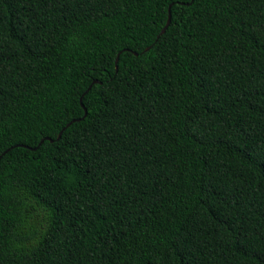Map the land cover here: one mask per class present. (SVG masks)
<instances>
[{
  "label": "trees",
  "instance_id": "1",
  "mask_svg": "<svg viewBox=\"0 0 264 264\" xmlns=\"http://www.w3.org/2000/svg\"><path fill=\"white\" fill-rule=\"evenodd\" d=\"M0 264H264V0H0Z\"/></svg>",
  "mask_w": 264,
  "mask_h": 264
},
{
  "label": "water",
  "instance_id": "2",
  "mask_svg": "<svg viewBox=\"0 0 264 264\" xmlns=\"http://www.w3.org/2000/svg\"><path fill=\"white\" fill-rule=\"evenodd\" d=\"M171 18H172V14H171V8H169V16H168V20H167V23L165 25V27L161 30V33L160 34H163L167 28L169 27L170 25V22H171ZM160 36V35H159ZM148 49V48H147ZM117 61H118V58H117ZM118 68V66H117ZM94 82H97V80H95ZM92 84L89 86L88 90L91 88ZM81 101H82V98H81ZM86 112H87V109H86ZM74 121V120H73ZM73 121L69 122L68 125H70ZM61 136V133L59 134V137ZM49 139V138H47ZM9 149H7L4 153H6Z\"/></svg>",
  "mask_w": 264,
  "mask_h": 264
}]
</instances>
